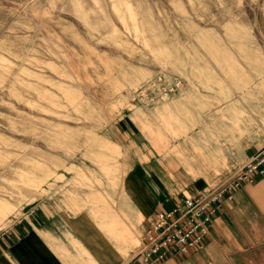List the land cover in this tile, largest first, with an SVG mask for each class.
Returning a JSON list of instances; mask_svg holds the SVG:
<instances>
[{"label": "rangeland", "instance_id": "obj_1", "mask_svg": "<svg viewBox=\"0 0 264 264\" xmlns=\"http://www.w3.org/2000/svg\"><path fill=\"white\" fill-rule=\"evenodd\" d=\"M259 56L264 0H0V197L14 204L2 229L23 207L61 194L68 165H96L107 141L135 154L145 147L177 183L228 180L264 145V92L250 86L260 106L242 105L255 123L222 109ZM159 74L178 77L180 91L133 105L129 94ZM125 121L135 142L109 139ZM210 145H221L219 161L188 169L179 151L198 158L196 146ZM26 172L45 178L29 180L37 197L15 205L8 187Z\"/></svg>", "mask_w": 264, "mask_h": 264}, {"label": "crops", "instance_id": "obj_2", "mask_svg": "<svg viewBox=\"0 0 264 264\" xmlns=\"http://www.w3.org/2000/svg\"><path fill=\"white\" fill-rule=\"evenodd\" d=\"M117 129L109 139H137L126 130L129 122H120ZM261 147L256 144L247 151L239 170ZM136 150L135 154L125 147H104L96 153V165H68L69 185L61 194L23 207L21 214L2 229L0 264H83L85 260L84 264H138L135 253L155 212L171 208L185 196L184 192L201 199L225 182L216 185L213 180L209 184L196 178L177 183L168 177L164 159L149 154L145 147ZM97 201L108 202L104 209L111 218L105 217L108 213ZM76 204L80 208L76 209ZM114 217L120 223H113ZM121 221L126 222L123 227L127 235L123 229L119 232L123 228L118 227ZM109 224H113L111 228ZM162 264H264V176L243 183L224 199L201 250L170 254Z\"/></svg>", "mask_w": 264, "mask_h": 264}, {"label": "built area", "instance_id": "obj_3", "mask_svg": "<svg viewBox=\"0 0 264 264\" xmlns=\"http://www.w3.org/2000/svg\"><path fill=\"white\" fill-rule=\"evenodd\" d=\"M181 86L178 77L159 74L132 91L130 101L133 105H149L177 94ZM257 176H264V145L206 197L183 196L171 208L155 212L135 253L138 264H162L170 254L186 255L201 250L224 199Z\"/></svg>", "mask_w": 264, "mask_h": 264}, {"label": "bare ground", "instance_id": "obj_4", "mask_svg": "<svg viewBox=\"0 0 264 264\" xmlns=\"http://www.w3.org/2000/svg\"><path fill=\"white\" fill-rule=\"evenodd\" d=\"M135 27H137V25H136V23H135V25H134ZM256 59H255V61L257 62V64H258V69H255V74H254V77H246V78H244L243 79V84H244V86H245V89L243 88L242 89V87H240V88H234V87H231V88H233L236 92H232L234 95H233V97H231L228 101H226L225 102V104H224V106H223V110L224 111H233L234 113H239V114H245V117H246V120L247 121H249V122H252V123H255V121H256V119H255V117L253 116V113L250 111V110H254L255 108H257V107H259L260 105H259V101H257V100H259V98H257L256 97V95H255V93L253 94V93H251V92H247V91H251V88L256 92V93H261V92H264V59L261 57L260 58V56L257 58V57H255ZM250 59H252V58H250ZM253 60V59H252ZM234 71H233V69H230L229 70V76H228V79H229V83L230 84H234L235 85V79H234ZM243 86V87H244ZM250 86H251V88H250ZM244 90L246 91V93L244 92ZM238 91V92H237ZM244 100H247V101H249V100H252V101H254V103H252L251 105H250V110H247V109H245V107H243L242 105H243V103H244ZM258 102V103H257ZM261 108V107H260ZM222 110V111H223ZM169 114V113H168ZM170 117V116H169ZM171 118V117H170ZM261 125V124H260ZM168 126V125H167ZM247 127V126H246ZM246 127L244 126L243 128H242V130H244V131H246ZM247 129L249 130V128L247 127ZM103 144H104V147H107V148H114V147H118V146H116V145H114V144H111L110 142H103ZM192 146V145H191ZM171 149H173V147L171 148ZM196 149H197V151H198V155L197 156H199L198 158H195V157H188V155L183 151V150H180L179 151V153H182L183 154V156H181V158H182V160H184V162L187 164V166H188V169H191V170H194L195 168H196V165L197 164H203V165H208V166H210V165H212V164H216L219 160H218V157H216V153L217 154H221L222 153V147H221V145H217V146H214V145H210V146H208L207 147V149H206V151H203V150H201V148L200 147H198V146H196ZM171 151V150H170ZM174 151V150H173ZM175 153H176V151H175ZM123 155H124V152H123ZM122 155V156H123ZM192 158H195L194 160H192ZM221 158V160L224 162V160H225V158H224V156H221L220 157ZM123 159V158H122ZM195 160H199L198 161V163L197 162H195ZM20 167V166H19ZM114 168V167H113ZM17 169V168H16ZM21 169H22V167H21ZM19 170V169H18ZM23 170H25L24 168H23ZM21 171V172H24V171ZM20 171V170H19ZM198 171V170H197ZM199 173H200V171H198ZM15 174V173H14ZM82 174V173H81ZM110 174H113L112 172L110 173ZM123 174V173H122ZM16 175V174H15ZM16 177V176H15ZM114 177V176H113ZM171 177V176H170ZM44 178H45V176H44V174L43 173H36V172H26V173H23V174H21V175H19V179L18 180H14L15 181V183H13L14 184V186L13 187H8V188H10V190H11V192H10V196L11 197H13V198H15L16 199V204L15 205H17L18 203H20L21 202V200L22 199H27V200H34L36 197H37V194H38V190L36 189V188H34L32 185H29L28 184V181L29 180H37V181H40V182H42L43 180H44ZM122 178V177H121ZM8 179V178H7ZM54 179V178H53ZM116 179V178H115ZM10 180V179H9ZM5 181V180H4ZM13 181V180H12ZM115 181H117V180H115ZM119 181V180H118ZM122 181V180H121ZM11 182H9V184H10ZM7 184V183H6ZM8 186V185H7ZM6 186V187H7ZM121 187V186H120ZM4 188V187H3ZM122 188V187H121ZM98 191H100L99 189H98ZM118 193V192H117ZM92 194V193H91ZM94 194V193H93ZM87 195V194H86ZM97 195L99 196V194L97 193ZM91 196V195H90ZM90 196H88V197H90ZM97 197V196H96ZM103 198V197H102ZM116 198V197H115ZM96 199V198H95ZM96 200H98V199H96ZM89 201H91V200H89ZM104 201V200H103ZM117 201V200H116ZM93 202H95V200H94V198H93V201H92V203ZM98 202V201H97ZM97 202H96V204H97ZM107 202V201H106ZM100 202H98V204H99ZM104 204H102V201H101V203L99 204L100 206L101 205H103V207L101 206V208H106L107 207V203L105 204V202H103ZM88 204H90V203H88ZM97 204V205H98ZM116 204H117V202H116ZM80 204H76V206H79ZM97 205H96V207H97ZM14 206V204H10V203H7V201L6 200H4L3 198H1L0 197V227H1V229H2V226H5L7 223H8V221H6L7 220V216H8V214L13 210V207ZM94 206V205H93ZM92 206V207H93ZM109 208V207H108ZM115 208V207H114ZM94 209H97V208H94ZM107 209V208H106ZM112 210V209H111ZM110 210V211H111ZM114 210V209H113ZM104 211H106L105 209H104ZM93 212V211H92ZM98 213H100L99 211H97ZM107 212V211H106ZM91 213V212H90ZM108 213V215L107 216H105L104 214H102V212H101V214L102 215H104L106 218L107 217H109V218H111L110 216H109V212H107ZM93 214V213H92ZM101 214H99V216H101ZM112 214V213H111ZM87 215V214H86ZM91 215V214H90ZM98 215V214H97ZM96 215V216H97ZM113 215V214H112ZM111 215V216H112ZM115 215V214H114ZM95 216V217H96ZM120 215H118V216H116V217H119ZM94 217V216H93ZM104 217V218H105ZM101 218H103V217H101ZM103 218V220H105ZM112 218H113V216H112ZM120 218V217H119ZM123 218V217H122ZM114 219H115V217H114ZM125 219V218H124ZM98 220V219H97ZM102 220V219H101ZM108 220H111V219H108ZM119 220H121V219H119ZM107 221V220H106ZM113 221V223L115 222L116 223V219L115 220H112ZM95 222V221H94ZM98 222V221H97ZM118 222L119 221H117V223L116 224H118ZM122 222V221H121ZM125 222V221H124ZM124 222H122L123 224L121 225H119L118 227L120 228V226H122L123 227V225H124ZM120 223V222H119ZM126 223V222H125ZM108 224V223H107ZM106 224V225H107ZM102 225H103V223H102ZM110 225L112 226L113 224H109L108 225V227L109 228H111L110 227ZM115 225V224H114ZM126 225V224H125ZM104 226V225H103ZM105 227V226H104ZM107 227V226H106ZM117 227V226H116ZM116 228V229H118L119 230V228ZM126 227H123V228H121L120 230L121 231H119V232H122V229H123V231H126V229H125ZM132 228V227H131ZM114 229H115V227H114ZM115 229V230H116ZM125 229V230H124ZM109 231H108V235H109V233H110V229H108ZM101 231V230H100ZM112 231H113V229H112ZM102 232V231H101ZM116 232H118V231H115V233ZM118 232V233H119ZM128 231H126V232H123L124 233V235H127L128 233H127ZM112 233H114V232H112ZM126 233V234H125ZM111 234V233H110ZM119 234H121V233H119ZM131 234V233H130ZM133 234V233H132ZM134 235V234H133ZM112 236V235H111ZM113 236H117V235H113ZM123 235H121V237H122ZM129 236H131V235H129ZM128 236V237H129ZM71 237V236H70ZM125 237V236H124ZM133 237V236H132ZM119 238H120V235H119ZM123 239V238H122ZM124 240H127V239H125L124 238ZM124 240H123V242H124ZM120 241V240H119ZM74 242V241H73ZM121 242H122V240H121ZM122 242V243H123ZM127 242V241H126ZM126 242H125V244H126ZM134 242V241H133ZM69 243H71V242H69ZM131 244H132V242H130ZM71 244H73V243H71ZM133 244H135V243H133ZM127 245V244H126ZM73 246V245H72ZM75 246V245H74ZM77 246H78V244H77ZM76 246V247H77ZM82 247V246H81ZM64 249V248H63ZM73 249H74V247H73ZM75 251H76V249H74ZM62 251V250H61ZM68 252V251H67ZM81 252V251H80ZM84 252V251H83ZM82 252V253H83ZM82 253H81V255H82ZM69 254H70V252H69ZM79 254V253H78ZM87 254V253H86ZM120 254L122 255V252H120ZM80 255V256H81ZM83 255H85L84 253H83ZM89 255V254H88ZM124 255V254H123ZM126 255V254H125ZM59 257V256H58ZM90 257V256H89ZM89 257H88V259H89ZM79 258V257H78ZM129 258V257H128ZM75 259V258H74ZM79 259H81V257L79 258ZM87 259V260H88ZM92 259V258H91ZM90 259V260H91ZM77 260V259H76ZM82 260V259H81ZM75 261V260H74ZM78 261V260H77ZM89 261V260H88ZM92 261V260H91ZM125 261V260H124ZM82 262V261H81ZM85 262H86V260H85ZM84 261H83V264L85 263ZM77 263V262H76ZM79 263V262H78ZM90 263V262H89ZM82 264V263H81ZM88 264V263H87ZM95 264V263H94Z\"/></svg>", "mask_w": 264, "mask_h": 264}]
</instances>
